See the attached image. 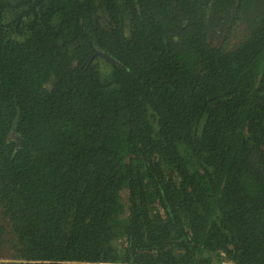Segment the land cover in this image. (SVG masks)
Returning <instances> with one entry per match:
<instances>
[{
	"label": "trees",
	"instance_id": "trees-1",
	"mask_svg": "<svg viewBox=\"0 0 264 264\" xmlns=\"http://www.w3.org/2000/svg\"><path fill=\"white\" fill-rule=\"evenodd\" d=\"M225 262L264 264V0H0V264Z\"/></svg>",
	"mask_w": 264,
	"mask_h": 264
},
{
	"label": "water",
	"instance_id": "water-1",
	"mask_svg": "<svg viewBox=\"0 0 264 264\" xmlns=\"http://www.w3.org/2000/svg\"><path fill=\"white\" fill-rule=\"evenodd\" d=\"M96 53L97 54H103L106 58L110 59L113 62H117L118 63V61H116L115 58L112 57L109 53L103 52L101 50H98Z\"/></svg>",
	"mask_w": 264,
	"mask_h": 264
},
{
	"label": "clouds",
	"instance_id": "clouds-1",
	"mask_svg": "<svg viewBox=\"0 0 264 264\" xmlns=\"http://www.w3.org/2000/svg\"><path fill=\"white\" fill-rule=\"evenodd\" d=\"M226 263H229V262H226ZM229 264H232V263H229Z\"/></svg>",
	"mask_w": 264,
	"mask_h": 264
},
{
	"label": "rangeland",
	"instance_id": "rangeland-1",
	"mask_svg": "<svg viewBox=\"0 0 264 264\" xmlns=\"http://www.w3.org/2000/svg\"><path fill=\"white\" fill-rule=\"evenodd\" d=\"M224 264H229V263H226V262H225Z\"/></svg>",
	"mask_w": 264,
	"mask_h": 264
}]
</instances>
